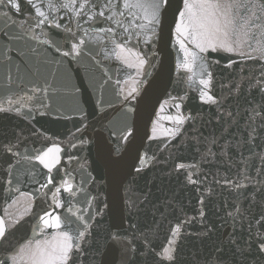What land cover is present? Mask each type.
Instances as JSON below:
<instances>
[{"label":"snow or ice","instance_id":"snow-or-ice-1","mask_svg":"<svg viewBox=\"0 0 264 264\" xmlns=\"http://www.w3.org/2000/svg\"><path fill=\"white\" fill-rule=\"evenodd\" d=\"M171 8L172 0H0V68L5 72L0 113L29 120L36 111L59 119L54 101L72 97L81 121L76 132L82 133L89 125L81 90L70 79L58 80L57 73L63 58L77 61L85 55L103 74L94 91L100 93L101 119L107 120L101 130L108 133L97 141L92 164L86 156L62 155L59 142L31 146L22 132L0 141L5 191H12L14 182L37 185L36 196L21 193L28 200L23 211L0 215V264H264V0H179L168 22ZM166 23L168 40L183 54L178 67L195 75L194 66H201L197 80L187 78L199 106L187 110V92L168 93L156 101L158 110L153 105L139 136L140 108L152 86L149 69L159 63ZM221 52L254 61L258 70L240 69L227 83H218L211 66L220 61L210 57ZM102 61L119 63L115 80ZM236 64L228 57L225 67ZM110 83L112 99L105 101ZM13 84L23 86L20 93L12 91ZM203 106L210 109L206 115ZM110 111L116 116L109 120ZM204 128L211 130L205 134ZM39 137L54 139L46 132ZM177 138L181 143L173 145ZM145 140L159 141L156 151ZM91 142L67 143L83 149ZM181 147H191L199 159L182 162ZM64 159L78 167H60ZM169 161L171 169L158 177L157 165ZM209 163L227 165L223 172L217 168L211 182L201 167ZM41 166L46 172L38 170ZM165 175L182 177L196 192L194 214L175 194L164 192ZM216 186L229 198L212 204ZM49 193L51 205L35 214L33 237L16 239L18 227L33 213L32 202L47 200ZM18 203L13 200L9 207Z\"/></svg>","mask_w":264,"mask_h":264},{"label":"water","instance_id":"water-1","mask_svg":"<svg viewBox=\"0 0 264 264\" xmlns=\"http://www.w3.org/2000/svg\"><path fill=\"white\" fill-rule=\"evenodd\" d=\"M179 3V0H172V8L169 9L167 13V21L170 22L173 18V10ZM27 11V8L25 9ZM18 20H22L23 16H17ZM28 25H25L27 27ZM104 24H97L95 27H103ZM2 27V24H0ZM59 37H54L58 39ZM158 50H160V59L156 69H149L152 75L148 77L151 81L152 86L148 88L145 85L147 90V96L145 101L142 103L140 108L139 120H140V133L139 136H143L144 125L146 122H149V116L152 114L153 105H156L158 110L159 105L156 103L157 100L163 101L167 98V94L171 93L172 95H183L187 92L189 99L186 102L187 110H195L199 106L198 94L193 87H189L188 76L192 75L193 80H197L200 72L202 71L199 62L194 66L193 73L187 72L185 69L178 67V64L183 60V54L178 51V46L173 47L172 43L168 40V27L167 23L165 25L164 41L158 45ZM194 50V49H193ZM95 54V53H93ZM55 55V54H54ZM253 55H256L253 53ZM228 57L236 60L237 64L233 68H226L225 65L228 62ZM100 56H97V59H100ZM64 63L60 66V69L57 73V79H70V81L80 88L79 100L81 101V106L86 111L88 119L85 121L89 126L83 130L82 133H77L76 128L81 126V121L79 114L74 111L76 107L74 99L72 97H66L63 99H56L54 101V107H59L62 113V116L57 119L55 118V113L51 115H39L38 112L33 111L32 115L34 119L26 120L22 115H16L14 113H0V141L6 142L7 139L14 137L17 133L22 132L23 136L27 138L26 143L34 147H48L52 143H60V146L65 150L62 155L71 154L73 156H86L89 164L95 160L97 155V141L100 136H107V131L101 130V126L107 123V120L101 119L104 116V113L99 112L97 105V99L99 96V90L94 91V86L100 83L102 77V71L98 65L95 64L90 57L82 55L77 61H72L71 58H63ZM212 60H219L220 63L213 64L211 66V71H213L215 80L218 83H227L234 75L240 74V69H245L248 72H255L258 70L259 65L251 60L245 61L241 57L235 54L228 53H213L210 57ZM105 68L109 70V73L113 76V80L117 78L116 69L119 67V63L115 61H102ZM131 74V70H129ZM125 73L121 72L120 77L123 79ZM5 83V72L3 68H0V92H2ZM27 83V81H25ZM23 86L17 87L16 84L12 85V91L17 93L21 92ZM103 97L105 101L112 99V85L111 83L106 86ZM241 103H243L241 101ZM202 112L206 115L210 110L208 106H203L201 109ZM27 111L26 109L24 110ZM116 116V113L111 111L108 114V119H112ZM64 117H71V119H65ZM154 118V116H153ZM166 123V122H165ZM150 129V123H149ZM211 129L204 128L205 134H207ZM35 132L36 135H32ZM40 132H46L49 136L54 137L53 140L43 141L39 137ZM75 133V136L71 134ZM138 136L136 146L139 147L141 140ZM78 138H86L89 141H92L88 145H85L83 149H71L69 147L68 141L75 143ZM159 141L148 142L144 141V144L147 146L151 145L152 151H156ZM173 145H179L181 143L180 138L172 142ZM145 150L144 148L141 149ZM173 149H168L163 154L160 155V159L163 160L168 156V152ZM179 154L182 156V162H195L199 159L194 150L191 147L184 148L181 147ZM172 161H169L167 165H157L154 173L159 177L162 173L167 172L172 167ZM60 167H66L69 169L77 168V164L73 161L71 164L67 162L66 159L62 160ZM204 172L208 173L209 182H211L213 175L216 173L217 168L219 167L220 171L223 172L224 168L227 167L226 164L218 163H209L201 164ZM39 171L46 172L42 169V166L38 169ZM89 171L91 168L88 169ZM95 174V173H93ZM77 181L80 179V174L75 173ZM162 187L164 192L168 195L175 194L177 200L183 202L189 211V214H194V209L196 207V192L192 189L191 186H184L183 178L177 179L174 175L172 177L162 176ZM41 182H43V175L39 177ZM60 177H57V181ZM7 187L6 184L0 182V215H5V210L12 213L15 216L19 211H23V208L27 206L28 200L27 197L22 196L21 193H32L33 196H36L35 189L36 184L25 182L20 185H16L15 182L12 186V191H5ZM19 188V191H16V188ZM51 188V186H50ZM216 195L209 197V200L212 204L217 203L218 200L229 198L227 192H222L219 186L215 187ZM164 193H161L163 195ZM60 198L64 199L66 202L69 199L67 193H61ZM78 199H83L82 196H78ZM16 200L19 203L13 207H9L12 204V201ZM33 213L30 217H25V220L21 223L16 231L15 238L23 240L29 237H33L32 225L36 223L35 214L42 212L44 209H48L51 205V193L49 197L45 200L42 197H38L33 202ZM57 211L64 213V209H58ZM214 211L209 207V215ZM53 231L49 229V232ZM39 238V237H36Z\"/></svg>","mask_w":264,"mask_h":264}]
</instances>
